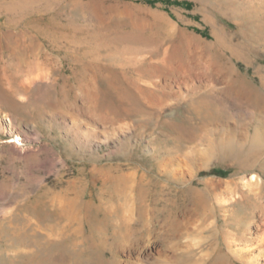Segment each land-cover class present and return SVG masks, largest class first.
Wrapping results in <instances>:
<instances>
[{
	"label": "rangeland",
	"instance_id": "rangeland-1",
	"mask_svg": "<svg viewBox=\"0 0 264 264\" xmlns=\"http://www.w3.org/2000/svg\"><path fill=\"white\" fill-rule=\"evenodd\" d=\"M262 132L264 0H0V264H264Z\"/></svg>",
	"mask_w": 264,
	"mask_h": 264
},
{
	"label": "bare ground",
	"instance_id": "bare-ground-1",
	"mask_svg": "<svg viewBox=\"0 0 264 264\" xmlns=\"http://www.w3.org/2000/svg\"><path fill=\"white\" fill-rule=\"evenodd\" d=\"M7 36L9 39H11V41L16 45V46H19L21 49V52L19 54V56L22 58L23 56H32L33 53L31 51V44L30 45H24V42L27 41V40H30V41H35V36L32 35L29 31H26V30H21V31H18V32H14V33H7ZM37 71V70H36ZM155 94V93H154ZM153 95V94H152ZM156 98H155V102H156ZM159 101V100H158ZM157 101V102H158ZM258 131V130H257ZM263 133V132H262ZM261 133V134H262ZM264 134V133H263ZM246 185L247 187L249 188V190H252L254 189V187L256 185H258V182H257V176L256 175H252L251 178L248 179V181L246 182ZM231 230V229H230ZM234 233V232H233ZM238 234V233H237ZM237 237V236H236ZM229 238V237H228ZM232 237H230L231 239ZM235 237H233V239H229L230 240V246H232L234 244V242L236 241V238L234 239ZM228 240V241H229ZM236 245V243H235Z\"/></svg>",
	"mask_w": 264,
	"mask_h": 264
}]
</instances>
